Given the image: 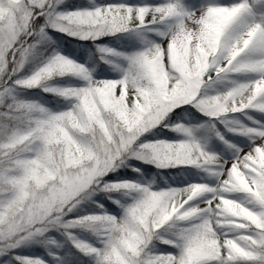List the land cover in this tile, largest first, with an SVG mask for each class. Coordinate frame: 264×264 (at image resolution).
<instances>
[{
	"label": "rangeland",
	"instance_id": "obj_1",
	"mask_svg": "<svg viewBox=\"0 0 264 264\" xmlns=\"http://www.w3.org/2000/svg\"><path fill=\"white\" fill-rule=\"evenodd\" d=\"M144 2L163 3L165 15L160 23L126 28L118 35L121 37L118 45L115 36L106 35L120 31L111 23L92 24L82 18L75 0H0V113H4L0 116V150L25 131L33 121L34 112L47 105L39 96L20 93L24 87L40 85L45 91L65 93L75 82L68 78L64 83L56 82V74H49L56 62L69 65L70 54L60 44L53 50L52 65L28 63L36 45L50 35L55 36L53 32L59 31L56 35L80 48L93 43L101 59L109 65L104 64L99 73L116 77L128 73L132 63L142 61L146 47L151 45L149 36L159 42V46L153 43L159 55L165 49L175 74L171 85L162 83L149 67L141 69L135 81L125 88L129 96L137 95V103L128 100L114 108L113 141L100 135L99 148L83 168L64 172L60 188L39 194L36 203L32 198L17 214L0 222V252L22 245L46 244L49 240L44 235L48 231L60 249L64 239L61 235L79 226L78 220L68 217L74 203L87 193L76 196L92 188L119 192L121 189L110 181L111 176L105 175L109 168L126 158L165 169L178 163L193 165L195 175L211 183L224 179L219 164L222 159L255 154L264 160V0H127L129 4ZM37 15L36 31H32L31 23ZM249 88L253 95L247 108L222 110L223 103L233 101ZM145 92L158 101L153 99L147 113L142 114L143 99L149 106ZM177 93L182 95L179 101L196 104L207 116L192 124L182 117L183 122L174 127L170 140L139 142L141 135L159 124L165 112L172 108ZM216 116L226 131L237 136L222 138L213 126ZM245 165L242 180L248 187L254 170L250 160ZM182 170L184 173L185 168ZM247 201L256 211L261 209L258 202L249 198ZM236 207L225 202L218 211L223 229L235 233L241 246L239 253L236 250L231 253L226 264H264L262 232L249 228ZM196 225L201 230L206 226ZM187 230L173 228L161 234L173 243L184 239ZM212 258L213 252L211 255L201 250L203 261L218 264L217 258Z\"/></svg>",
	"mask_w": 264,
	"mask_h": 264
},
{
	"label": "trees",
	"instance_id": "obj_2",
	"mask_svg": "<svg viewBox=\"0 0 264 264\" xmlns=\"http://www.w3.org/2000/svg\"><path fill=\"white\" fill-rule=\"evenodd\" d=\"M76 2L81 17L92 24L111 23L120 31L118 34L126 28L160 23L165 15L163 3ZM36 22L37 19L32 21V31H36ZM108 36H115V41L119 42L120 36ZM60 37L50 35L39 43L28 63H49L53 58L52 50L60 44L71 55L69 65L59 64L49 74H56L59 82H66L67 78L77 81L70 90L59 95L44 92L41 87L20 91L24 96L41 97L47 105L34 112L33 121L15 141L1 147L0 222L17 214L32 198L36 203L39 194L60 188V177L64 172L78 171L92 160L100 146L97 143L99 136L107 140L116 134L112 115L115 106L126 104L128 100L137 103V95L129 96L125 88L145 67H149L162 83L173 84L175 81L171 68L164 61L167 52L162 49L159 55L149 36L151 45L146 48L142 61L132 63L128 73L117 77L99 73L103 64L94 44L86 51L79 50ZM8 64H11L10 60ZM143 95L149 99V106L143 99L140 113L146 114L152 100L158 101V98L148 92ZM252 95L249 88L224 107H244ZM181 98L182 95L177 93L172 108L165 112L159 124L142 134L140 140H170L173 137L171 128L181 122V117L186 116L192 123L202 116L195 105L181 103ZM3 114L1 111L0 116ZM217 130L221 136L231 137L224 134L220 125ZM259 158H252L254 177L248 187L242 180L246 167L244 156L222 159L219 164L224 179L213 183L196 177L189 164L184 165L185 174L180 173L183 165L170 166V170L164 169V172L161 168L134 161H129L130 169H108L106 176L113 177L110 181L121 190L88 189L77 195L87 193L74 203L68 218L78 220L79 226L61 235L64 239L60 249L56 248L57 241L48 231L44 235L45 240H49L46 244L2 250L0 264H213L211 260L201 259V250L211 255L213 252L212 259L217 258L218 264H226L231 253L235 250L239 253L241 246L238 236L222 227L218 211L225 202L236 204L243 222L262 232L264 241V160ZM241 184L242 188L239 187ZM245 186L246 190L243 189ZM247 198L258 202L261 209L256 211L250 207ZM197 223L206 226L203 230L196 229ZM173 227L187 228L188 232L184 239L171 244L160 233Z\"/></svg>",
	"mask_w": 264,
	"mask_h": 264
}]
</instances>
